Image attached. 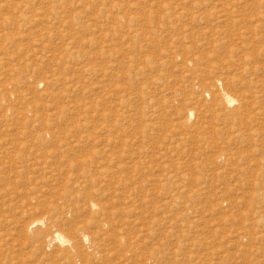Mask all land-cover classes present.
<instances>
[{
	"label": "rangeland",
	"instance_id": "374dc122",
	"mask_svg": "<svg viewBox=\"0 0 264 264\" xmlns=\"http://www.w3.org/2000/svg\"><path fill=\"white\" fill-rule=\"evenodd\" d=\"M0 264H264V0H0Z\"/></svg>",
	"mask_w": 264,
	"mask_h": 264
},
{
	"label": "bare ground",
	"instance_id": "6f19581e",
	"mask_svg": "<svg viewBox=\"0 0 264 264\" xmlns=\"http://www.w3.org/2000/svg\"><path fill=\"white\" fill-rule=\"evenodd\" d=\"M222 98H223L224 102L227 103V104H231V103H233L235 101L232 96L230 97L225 92H223ZM191 115H192V112L189 113V116H191ZM41 224H43L42 220H35L34 222L31 223L32 226L41 225ZM86 236L84 235L82 237L84 242H87V238L88 237H86ZM68 240L61 233H59V232L57 233L56 232L55 234H53L52 237L47 239V242H48L49 246H50V244H52L54 242H58L61 246H63L64 244L68 245V243H69Z\"/></svg>",
	"mask_w": 264,
	"mask_h": 264
}]
</instances>
